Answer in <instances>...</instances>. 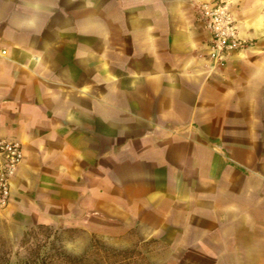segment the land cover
<instances>
[{"label":"crops","instance_id":"0c3cea01","mask_svg":"<svg viewBox=\"0 0 264 264\" xmlns=\"http://www.w3.org/2000/svg\"><path fill=\"white\" fill-rule=\"evenodd\" d=\"M204 1L0 0V137L23 148L10 193L23 182L81 210L116 188L142 197L122 220L168 229L193 264H264V45L211 69ZM225 1L241 37L264 39V0ZM154 117L179 134L148 135ZM103 145L115 170L94 160Z\"/></svg>","mask_w":264,"mask_h":264},{"label":"rangeland","instance_id":"374dc122","mask_svg":"<svg viewBox=\"0 0 264 264\" xmlns=\"http://www.w3.org/2000/svg\"><path fill=\"white\" fill-rule=\"evenodd\" d=\"M245 39L248 42V46L245 49H258L259 46L264 45V39L261 38ZM229 60L230 56L217 63L211 62L210 68L216 69L218 64L228 63ZM231 72H229V76H232L233 73ZM197 103H200V101H196ZM228 110L229 112L232 111V109ZM229 114L225 116L220 126L221 138L215 142V144L220 146L227 144L233 139V124L229 119ZM180 119L183 121L187 117L182 116ZM200 119V115L194 116L196 123H200ZM214 119H217V117H214ZM150 120L155 124L146 133L152 137L159 135L172 137V135L179 134L175 131L164 130L166 128L164 127L166 126L164 118L160 120L154 117L153 120L152 118ZM142 127L148 128L147 126ZM140 132L141 130H133L130 134H140ZM212 134L216 135V130L211 132ZM119 135L120 133L118 132L117 136L113 137L112 141L114 145L121 140L118 137ZM193 136L196 138V135L193 134ZM103 150L104 145L96 150L97 156L94 158L100 167L99 169L103 171L106 168H113V170L118 168L115 161L111 162L105 159L104 156H99V153ZM131 187V189L135 187L132 193L138 192L139 189H137V186ZM108 191L107 194L80 197L82 203L81 210L79 208L77 209V207L72 210V197L54 196L51 198L48 195H43L35 187H25L23 182L20 183L18 191L15 194L10 193L7 202L4 205H0V259L8 258L10 263L15 262L24 253L23 247H21L24 233L34 227L35 224L44 223L50 225L52 229L57 230L66 227L76 228L72 231L65 232L60 240L64 249L72 254H81L89 247L93 239H97L108 248L139 251L140 255L138 258L136 257V262L132 264H193V261L186 260L183 257V253L175 251L174 248H170L169 244L165 242L169 239L168 229L162 235L164 241H160L159 238H147L148 230L133 225L131 223L133 221L130 219H128L130 222H125V220L120 218L123 214L135 216L140 206L138 200L142 197L136 196L137 194L122 195L120 194V190L116 188ZM88 203L95 204L96 210L92 212L83 211V205H87ZM140 213L147 220L151 221V223H157L160 219L158 212L145 211L144 213ZM56 215H58L57 220L50 219ZM71 222L75 223V225H72ZM128 225H132L130 229H128ZM29 239L30 243L36 240L35 237H29Z\"/></svg>","mask_w":264,"mask_h":264},{"label":"built area","instance_id":"2783aa9c","mask_svg":"<svg viewBox=\"0 0 264 264\" xmlns=\"http://www.w3.org/2000/svg\"><path fill=\"white\" fill-rule=\"evenodd\" d=\"M197 15L209 33L207 57L211 62L223 61L234 51L248 46L247 39L239 35L233 12L225 0L199 3ZM0 54L4 55L5 50H1ZM22 157L19 142L0 137V205H4L10 197L11 179Z\"/></svg>","mask_w":264,"mask_h":264},{"label":"trees","instance_id":"16d2710c","mask_svg":"<svg viewBox=\"0 0 264 264\" xmlns=\"http://www.w3.org/2000/svg\"><path fill=\"white\" fill-rule=\"evenodd\" d=\"M73 229L76 228L57 230L48 224L37 223L23 235V255L13 263L8 258H1L0 264H132L140 255L135 250L108 248L97 239H93L81 254L69 253L60 240L65 232ZM29 237H35L36 240L30 243Z\"/></svg>","mask_w":264,"mask_h":264}]
</instances>
